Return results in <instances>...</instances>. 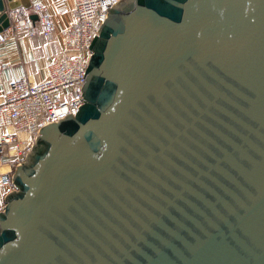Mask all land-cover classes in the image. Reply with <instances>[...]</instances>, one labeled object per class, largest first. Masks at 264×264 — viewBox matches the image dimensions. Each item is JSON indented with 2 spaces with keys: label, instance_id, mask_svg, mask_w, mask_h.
Here are the masks:
<instances>
[{
  "label": "water",
  "instance_id": "95a60500",
  "mask_svg": "<svg viewBox=\"0 0 264 264\" xmlns=\"http://www.w3.org/2000/svg\"><path fill=\"white\" fill-rule=\"evenodd\" d=\"M90 48L83 104L14 170L0 264H264V0H118Z\"/></svg>",
  "mask_w": 264,
  "mask_h": 264
},
{
  "label": "built area",
  "instance_id": "2783aa9c",
  "mask_svg": "<svg viewBox=\"0 0 264 264\" xmlns=\"http://www.w3.org/2000/svg\"><path fill=\"white\" fill-rule=\"evenodd\" d=\"M72 1L67 39L49 63L46 78L40 82L22 77L12 79L0 102V185L7 187L5 194L14 188L12 176L21 162L20 156L31 149L41 129L75 114L83 104L91 42L99 33L108 9L118 0ZM34 10L43 36L52 40L56 23L48 7L39 2ZM20 24H26L30 33L36 34L33 20L21 19ZM7 39V32H0V47ZM3 163L8 165L6 171L1 169Z\"/></svg>",
  "mask_w": 264,
  "mask_h": 264
},
{
  "label": "crops",
  "instance_id": "0c3cea01",
  "mask_svg": "<svg viewBox=\"0 0 264 264\" xmlns=\"http://www.w3.org/2000/svg\"><path fill=\"white\" fill-rule=\"evenodd\" d=\"M31 7L24 5L12 10V25L5 30L7 41L0 47V102L12 79L22 77L31 82H40L46 78L51 60L62 49L67 39V28L72 20V0H28ZM42 2L56 23L54 38L48 41L41 27L30 15L35 13L34 5ZM33 20L36 34L30 33L26 24L20 20Z\"/></svg>",
  "mask_w": 264,
  "mask_h": 264
},
{
  "label": "rangeland",
  "instance_id": "374dc122",
  "mask_svg": "<svg viewBox=\"0 0 264 264\" xmlns=\"http://www.w3.org/2000/svg\"><path fill=\"white\" fill-rule=\"evenodd\" d=\"M6 190H7V187L0 185V210L3 209L5 206L4 196H5Z\"/></svg>",
  "mask_w": 264,
  "mask_h": 264
},
{
  "label": "bare ground",
  "instance_id": "6f19581e",
  "mask_svg": "<svg viewBox=\"0 0 264 264\" xmlns=\"http://www.w3.org/2000/svg\"><path fill=\"white\" fill-rule=\"evenodd\" d=\"M2 171H6L8 169V165L3 163L1 166Z\"/></svg>",
  "mask_w": 264,
  "mask_h": 264
}]
</instances>
